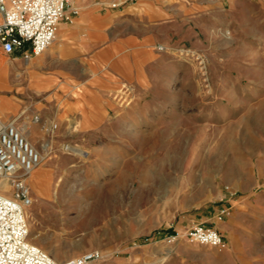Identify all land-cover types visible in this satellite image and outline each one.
<instances>
[{
  "label": "rangeland",
  "instance_id": "obj_1",
  "mask_svg": "<svg viewBox=\"0 0 264 264\" xmlns=\"http://www.w3.org/2000/svg\"><path fill=\"white\" fill-rule=\"evenodd\" d=\"M70 3L71 22L89 4L128 16L151 53L133 79L79 55L68 78L17 61L5 92L16 107L0 99V120L43 155L27 178L28 240L57 260L98 250L99 264H264V0ZM197 223L226 247L190 241Z\"/></svg>",
  "mask_w": 264,
  "mask_h": 264
},
{
  "label": "built area",
  "instance_id": "obj_2",
  "mask_svg": "<svg viewBox=\"0 0 264 264\" xmlns=\"http://www.w3.org/2000/svg\"><path fill=\"white\" fill-rule=\"evenodd\" d=\"M76 13L70 0H0L2 52L18 54L28 63L51 45L58 24L70 23ZM42 159L17 120H0V264H99L102 255L98 250L57 260L28 240L25 213L31 197L27 178ZM187 236L199 244L226 247L214 228L201 223L194 224Z\"/></svg>",
  "mask_w": 264,
  "mask_h": 264
},
{
  "label": "crops",
  "instance_id": "obj_3",
  "mask_svg": "<svg viewBox=\"0 0 264 264\" xmlns=\"http://www.w3.org/2000/svg\"><path fill=\"white\" fill-rule=\"evenodd\" d=\"M149 10V18L152 22L161 17V10L155 6L145 5ZM125 8H122L124 11ZM165 12H163L164 14ZM131 23V25H129ZM56 33L58 38L51 44L40 57L35 56L34 64L49 63L58 64L59 69L54 73L53 78H68L71 74L67 73L65 67L69 61H75L73 56H81L95 69L104 68L106 70L126 69L131 72V79L138 77V67L140 64V54L150 55L144 47L149 41L150 36L140 34L138 25L128 16L119 15L116 11L105 9L102 11L95 5L85 6L80 14L74 17L71 24L60 22ZM71 57V58H70ZM22 61L16 54L9 56L2 52L0 47V99L6 105L7 111L15 110L16 103L7 97L5 92L12 89L14 74L20 73L17 61ZM134 71L136 73H134ZM34 75L33 83L36 85L38 73L31 71ZM119 78L112 75L109 80L111 86L119 84ZM104 83L97 82L98 86ZM85 102L84 98L78 99ZM7 104L9 107L7 108ZM4 116H7L5 114ZM7 121V118L6 120ZM216 226V224L214 225Z\"/></svg>",
  "mask_w": 264,
  "mask_h": 264
},
{
  "label": "bare ground",
  "instance_id": "obj_4",
  "mask_svg": "<svg viewBox=\"0 0 264 264\" xmlns=\"http://www.w3.org/2000/svg\"><path fill=\"white\" fill-rule=\"evenodd\" d=\"M24 132L26 133L25 128H24ZM69 149L72 150V151H74L75 153H78V154L84 153L83 150H81V149H79L77 147H70Z\"/></svg>",
  "mask_w": 264,
  "mask_h": 264
}]
</instances>
